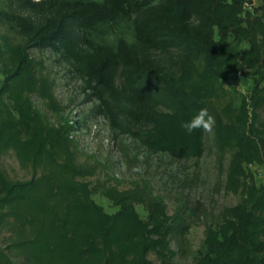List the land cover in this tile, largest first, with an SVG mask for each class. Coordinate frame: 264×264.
I'll return each instance as SVG.
<instances>
[{
    "label": "trees",
    "instance_id": "16d2710c",
    "mask_svg": "<svg viewBox=\"0 0 264 264\" xmlns=\"http://www.w3.org/2000/svg\"><path fill=\"white\" fill-rule=\"evenodd\" d=\"M44 51L84 81L90 114L117 146L130 139L144 161L198 159L206 132L188 135L180 122L207 108L221 187L238 198L203 223L188 264H264V179L256 185L245 169L264 163V0H0V155L11 151L28 173L11 179L0 167V264H178L204 206L188 199L185 179L171 213L146 179L87 181L101 164L78 152L32 54ZM241 72L252 84L233 107L221 79Z\"/></svg>",
    "mask_w": 264,
    "mask_h": 264
},
{
    "label": "rangeland",
    "instance_id": "374dc122",
    "mask_svg": "<svg viewBox=\"0 0 264 264\" xmlns=\"http://www.w3.org/2000/svg\"><path fill=\"white\" fill-rule=\"evenodd\" d=\"M259 3L260 0H252V5ZM111 35L106 41L113 39L114 32ZM122 35L128 37L127 29H123ZM32 54L39 55L43 60L45 71L53 81V95L62 107L61 115L68 123L74 125L70 136L77 141L78 152L95 156L101 164L93 177L86 178L87 181L91 184L95 181H103L108 185L115 184L119 188H124L135 179H146L153 192L164 197L166 211L171 213L174 206L172 197L177 193L175 184L183 179L186 180L185 192L188 199L198 201L205 208L202 216L193 217L187 230V255L173 257L178 264H188L200 247L203 223L214 224L219 210L233 205L238 198L236 194L226 192L221 187L224 176L217 170L215 152L210 140L211 133L206 132L203 151L198 159L174 163L164 155H157L144 161L142 159L144 152L135 147L130 139L122 137V146H117L104 119L90 114L89 109L95 102L90 100V90L84 81L73 73L71 66L49 51L41 54L32 52ZM251 80L252 74L245 72H241L239 77L232 73L222 77L223 86L232 95L233 107H236L240 98L248 93L252 84ZM34 103L38 106L37 101L34 100ZM261 112L264 115V109ZM0 167L11 179L28 177V173L19 169L11 151L0 155ZM134 167L142 168V172H133ZM245 169L252 174L256 185L262 183L264 163L248 165ZM90 197L105 212L112 213L116 210V207L104 197L98 194H92ZM135 210L139 217L145 216L140 205H135ZM170 245L174 247L173 243ZM147 257L154 260L152 254H148Z\"/></svg>",
    "mask_w": 264,
    "mask_h": 264
},
{
    "label": "clouds",
    "instance_id": "9594fccd",
    "mask_svg": "<svg viewBox=\"0 0 264 264\" xmlns=\"http://www.w3.org/2000/svg\"><path fill=\"white\" fill-rule=\"evenodd\" d=\"M39 2V0H36ZM215 126V119L209 114V111L205 107L196 109L193 114L187 119L180 122V127L188 135L193 134L197 130L211 133ZM133 172H142V168L134 167Z\"/></svg>",
    "mask_w": 264,
    "mask_h": 264
},
{
    "label": "built area",
    "instance_id": "2783aa9c",
    "mask_svg": "<svg viewBox=\"0 0 264 264\" xmlns=\"http://www.w3.org/2000/svg\"><path fill=\"white\" fill-rule=\"evenodd\" d=\"M235 75H236L237 77H239V73H236Z\"/></svg>",
    "mask_w": 264,
    "mask_h": 264
}]
</instances>
